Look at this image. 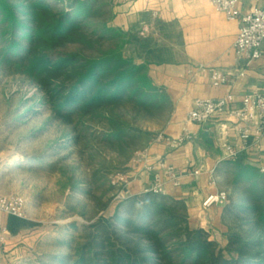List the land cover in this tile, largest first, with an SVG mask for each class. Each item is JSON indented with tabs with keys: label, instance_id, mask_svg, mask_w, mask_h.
Masks as SVG:
<instances>
[{
	"label": "trees",
	"instance_id": "trees-1",
	"mask_svg": "<svg viewBox=\"0 0 264 264\" xmlns=\"http://www.w3.org/2000/svg\"><path fill=\"white\" fill-rule=\"evenodd\" d=\"M111 19L107 0H0V70L35 84L53 118L73 126L74 141L93 134L92 120L100 122L97 138L128 163L156 134L142 122L165 123L174 104L153 82L147 64L126 56L130 35ZM226 166L231 177L225 246L204 227L189 225L183 199L146 191L106 199L101 211L115 201L113 213L84 225L63 261L264 264V170L241 159ZM40 224L9 214L7 229L16 234Z\"/></svg>",
	"mask_w": 264,
	"mask_h": 264
},
{
	"label": "crops",
	"instance_id": "crops-1",
	"mask_svg": "<svg viewBox=\"0 0 264 264\" xmlns=\"http://www.w3.org/2000/svg\"><path fill=\"white\" fill-rule=\"evenodd\" d=\"M107 1L112 10L110 24L130 35L126 56L134 58L136 63L147 64L153 82L168 91L174 104L165 123L149 127L156 134L142 149L145 157L130 161L126 170L130 177L127 195L146 192L159 172L165 182V194L184 200L190 226L204 227L215 238L226 237L228 227L223 221L226 204L204 207L202 202L209 193L223 189L230 193L231 173L227 161L241 159L264 169V137L259 144L241 150L238 123L227 114L216 115L205 125L188 121L187 116L197 98H218L233 93L235 100L230 107H235L244 93L263 89L264 56L249 61L237 55L234 43L239 21L228 19L210 0ZM238 4L247 12L264 6V1L238 0ZM144 23L149 25V31L140 35L139 29ZM209 68L228 73V82L213 85ZM186 131L191 134L190 139L179 146L170 145L168 138H176ZM160 133L164 138L157 139ZM224 141L240 150L236 158L227 157L222 146ZM147 165L156 167L149 169ZM168 166L180 176L179 185L168 180ZM195 170L199 173L195 174ZM8 217V213L0 210V237L4 244L34 228L11 234L7 229Z\"/></svg>",
	"mask_w": 264,
	"mask_h": 264
},
{
	"label": "rangeland",
	"instance_id": "rangeland-1",
	"mask_svg": "<svg viewBox=\"0 0 264 264\" xmlns=\"http://www.w3.org/2000/svg\"><path fill=\"white\" fill-rule=\"evenodd\" d=\"M92 123L93 134L74 141L73 126L53 118L35 84L0 70V195L23 196L26 217L41 223L0 242V264H65L63 257L72 253L69 243L83 236V226L113 213L115 201L104 211L101 205L119 192L118 173L142 148L125 163L97 138L103 125ZM154 124L142 122L148 128ZM215 239L221 246L227 243L224 235Z\"/></svg>",
	"mask_w": 264,
	"mask_h": 264
},
{
	"label": "built area",
	"instance_id": "built-area-1",
	"mask_svg": "<svg viewBox=\"0 0 264 264\" xmlns=\"http://www.w3.org/2000/svg\"><path fill=\"white\" fill-rule=\"evenodd\" d=\"M217 10L225 13L228 19H237L239 21V32L234 43V47L238 56L249 61L264 56V6H256L250 11L243 12L239 7L238 0H210ZM264 1V0H263ZM149 31V25L144 23L139 29L140 35H145ZM198 68H206L199 66ZM209 76L213 85H221L229 80L228 73L217 68H209ZM235 100L233 93L218 98H197L194 107L188 112L187 120L202 125L207 124L212 117L221 114H227L228 117L234 119L238 123V131L241 139V150L248 149L253 145L259 144L264 137V88L254 90L241 95L239 105L230 107ZM164 138V134L160 133L157 139ZM191 138L189 132L170 139L168 142L171 146H179L187 139ZM222 146L226 150L228 158H236L240 152L238 148L233 147L227 141L222 142ZM145 157L143 150L136 153L135 160L141 161ZM162 166L164 163L158 161ZM149 169H153L154 165H147ZM264 170V169H263ZM168 180L174 185H179V175L174 171L172 166H168ZM195 174L199 171L195 170ZM116 181L120 185L119 192L115 195V199H123L127 197V185L130 177L126 171L119 172ZM212 183L215 180L212 179ZM147 191L156 193H165V182L161 179L159 172L155 173V180ZM229 202V193L223 189L215 193H209L203 200L204 207L213 204H227ZM26 199L18 194L0 195V210L14 214L20 217H26ZM3 238L0 237V242Z\"/></svg>",
	"mask_w": 264,
	"mask_h": 264
}]
</instances>
